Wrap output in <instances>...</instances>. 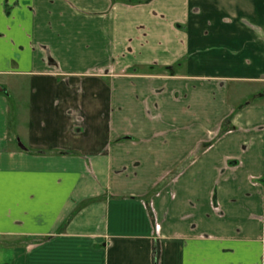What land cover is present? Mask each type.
Instances as JSON below:
<instances>
[{
    "label": "crops",
    "instance_id": "0c3cea01",
    "mask_svg": "<svg viewBox=\"0 0 264 264\" xmlns=\"http://www.w3.org/2000/svg\"><path fill=\"white\" fill-rule=\"evenodd\" d=\"M0 264H264V0H0Z\"/></svg>",
    "mask_w": 264,
    "mask_h": 264
},
{
    "label": "water",
    "instance_id": "95a60500",
    "mask_svg": "<svg viewBox=\"0 0 264 264\" xmlns=\"http://www.w3.org/2000/svg\"><path fill=\"white\" fill-rule=\"evenodd\" d=\"M0 92H2V89L0 88Z\"/></svg>",
    "mask_w": 264,
    "mask_h": 264
}]
</instances>
